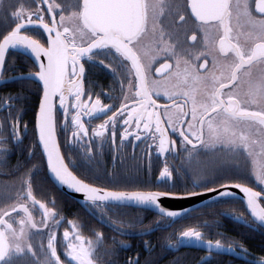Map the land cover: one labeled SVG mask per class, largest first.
I'll list each match as a JSON object with an SVG mask.
<instances>
[{"label": "snow or ice", "instance_id": "1", "mask_svg": "<svg viewBox=\"0 0 264 264\" xmlns=\"http://www.w3.org/2000/svg\"><path fill=\"white\" fill-rule=\"evenodd\" d=\"M0 10L8 21L0 26V84L36 86L38 140L27 152L31 159L42 150L45 179L82 194L81 206L121 234L138 222L120 219L123 207L157 212L146 234L162 226L159 220L167 227L195 211L191 204L165 206L161 197L211 193L200 202L206 208L235 197L232 186L243 193L245 208L220 215L264 234V0H0ZM17 51L29 70L5 77L15 68L8 56ZM97 61L112 76L99 91L86 80V65ZM27 99L23 92L0 97V110L9 109L0 126V168L8 163L10 143L24 150L25 109H11ZM138 141L148 153L147 175L139 165L135 175L99 167L106 146L115 160L126 143ZM153 146L163 158L155 180ZM169 156H179L181 164L174 166ZM26 162L13 167L19 172ZM42 163L26 168L18 184L0 194V264H117L98 255L103 233L89 229L93 235L85 237L82 221L67 220L61 237L66 217L54 194L39 199L35 191ZM207 226L186 227L169 245L178 249L190 241L205 247L208 258L237 248L250 256L242 241L222 232L206 240L201 227ZM126 264L140 261L130 257ZM250 264H264V256Z\"/></svg>", "mask_w": 264, "mask_h": 264}, {"label": "flooded vegetation", "instance_id": "2", "mask_svg": "<svg viewBox=\"0 0 264 264\" xmlns=\"http://www.w3.org/2000/svg\"><path fill=\"white\" fill-rule=\"evenodd\" d=\"M188 43L189 45L192 44L191 41ZM159 62L162 63V60ZM86 67L88 68L86 80L90 79L95 81L97 91L100 90V86L106 87L112 82L111 70L103 65H99L98 61L96 65H86ZM154 71L155 69H153V72ZM7 84L0 85V87ZM118 87L119 84L117 83V88ZM104 102L107 103L108 101L105 100ZM161 102L164 103L163 100ZM16 110L17 108L11 109L13 113H15ZM8 111L9 109L0 110V126L5 125V121L2 118L7 115ZM58 119L63 120L62 112L58 113ZM99 122V120H96L93 121V124ZM10 123L11 120L9 119L7 121L9 126L5 127L4 135H7L8 132H10ZM25 123L26 122L23 121L20 122L21 129H23ZM34 129L35 117L34 124H27V132L22 136L23 151L21 150V147H13L12 143L9 144L10 155L8 157V163L5 167L0 168V194L3 193L5 187L11 189L14 185L18 184L19 176L26 168L43 161L40 169L41 172H36L34 177L35 191L39 199L45 197L51 198L54 194L61 213L66 217L65 223L62 224L59 229L61 237L63 235L64 227H70V225L67 224V220L82 221L84 224L82 232L85 237H91L93 235L89 229H95L97 232L103 233L104 241L97 250L98 255L103 260H115L117 261V264H126V261L130 257H138L140 264H145L146 260L152 261L153 264H250V259H259L261 256H264V234H262L259 229H250L244 224L237 223L229 216L220 215L221 212L231 211L232 209H236L237 211L244 210L245 206L243 202L236 198H226L222 203L210 205L206 208L200 207L191 212L188 217L176 220L167 227L163 226L165 223L163 220H159V223L162 226L156 227L154 230L147 232L146 234L142 230L157 223V214L148 210L126 206L120 209V212L123 214L120 216V219L138 222L132 227L125 225L124 227L126 231L124 234L115 231L109 226V224L100 221L99 214L96 216L90 215L89 212L74 200L73 203L63 201L62 194L64 193L44 177L46 165L39 149L31 159H28L27 146H30L34 139L37 140ZM63 139L64 137L62 135L60 137L61 142H63ZM117 143H119V136H117ZM241 151H243L242 148ZM121 155L123 156V159H121ZM121 155H117V158L114 160L112 150L110 147L106 146L103 152L97 157L99 167L109 171L114 170L121 175H135L136 167L139 165L141 175L148 174V153L142 141H138L136 145H133L130 142L126 143L121 149ZM201 158L204 159L205 157L202 155ZM162 160L163 158L158 157L155 153V148L153 146L151 159V177L153 180H155L162 167ZM17 161H27L24 168L19 172L13 167L17 164ZM169 161L174 166H179L181 164V158L179 156H169ZM193 167H196L195 163L193 164ZM249 167H251V159H249ZM190 178L191 177H189V179ZM77 213L78 215H76ZM35 215L38 218L40 213L36 212ZM215 221H219V226H216L214 223ZM204 224L208 225L207 227H201V231L205 233L206 240L216 239L217 233L222 232L226 238L230 237L242 241L247 247L250 256L240 255V250L237 248L236 251H224L220 254H213L211 258H208L207 249L205 247L194 245L190 241L178 249H174L169 245V239L175 240L179 236V233L186 227H198ZM39 240V236L34 237L35 243L39 244ZM113 240H115V243ZM120 241H125L126 243L121 244L119 243ZM145 242H150V245L147 248L145 247ZM111 249L115 250L114 255L109 251ZM202 257L204 258L203 261L201 260Z\"/></svg>", "mask_w": 264, "mask_h": 264}, {"label": "trees", "instance_id": "3", "mask_svg": "<svg viewBox=\"0 0 264 264\" xmlns=\"http://www.w3.org/2000/svg\"><path fill=\"white\" fill-rule=\"evenodd\" d=\"M15 0H6V3H14ZM8 21L5 19V14L3 10H0V26H3L7 23ZM13 61L15 63V68H9L7 71L4 72L5 77L13 76L16 74H19L21 71H28L29 70V65L25 61V57L23 54L18 53V52H13L11 55L8 56V62L9 65L13 64ZM12 92V93H17V92H23L26 96L29 97V99L25 101H20L17 100L15 101L16 108H21L23 107L25 109L22 120L23 122H26L27 124H34V117H35V112L37 108V104L39 101V97L37 94L36 86L33 83L31 87V91H29L28 87L21 88V82L17 81L11 84L4 85L3 87H0V97L5 96L7 93ZM63 195V201L64 202H72L70 198L67 196Z\"/></svg>", "mask_w": 264, "mask_h": 264}, {"label": "water", "instance_id": "4", "mask_svg": "<svg viewBox=\"0 0 264 264\" xmlns=\"http://www.w3.org/2000/svg\"><path fill=\"white\" fill-rule=\"evenodd\" d=\"M41 31H42V29H41ZM18 53H20V52H18ZM9 83H12V82H9ZM0 85H3V84H0ZM37 140H38V138H37ZM40 151H41V154H42V150H40ZM44 162H45L46 170H47L46 159H44ZM56 187L60 191H62V193H64L66 196H68L70 199H72V200L76 201L77 203H79L78 200L81 199L82 194H78V193H75V192H69L66 188L61 189L59 186H56ZM229 187L231 188L232 192L236 193V196L233 197V198L239 199L242 202V200L240 198L243 196V193H241L240 190L236 189L235 187H232V186H229ZM212 195L213 194H211V193H207V194H204L201 197H189L187 199H179V198H173V197H161V202L165 206H168V207H187L189 204H191L194 207V209L196 210V209L200 208V202L201 201H207L208 197L212 196ZM79 204L81 205V203H79ZM127 207L148 210V211H151V212L157 214V212L152 211L151 209H148V208H145V207H139V206H135V205H130V206H127Z\"/></svg>", "mask_w": 264, "mask_h": 264}, {"label": "bare ground", "instance_id": "5", "mask_svg": "<svg viewBox=\"0 0 264 264\" xmlns=\"http://www.w3.org/2000/svg\"><path fill=\"white\" fill-rule=\"evenodd\" d=\"M41 172V171H40ZM39 173V172H38ZM37 176H39V175H37ZM37 178V177H36ZM242 233V232H241Z\"/></svg>", "mask_w": 264, "mask_h": 264}]
</instances>
